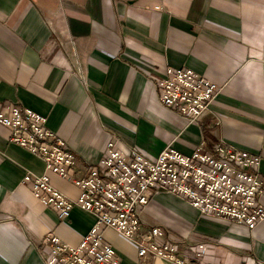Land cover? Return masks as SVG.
<instances>
[{"label":"crops","instance_id":"0c3cea01","mask_svg":"<svg viewBox=\"0 0 264 264\" xmlns=\"http://www.w3.org/2000/svg\"><path fill=\"white\" fill-rule=\"evenodd\" d=\"M167 67H188L218 86L198 120L158 101L155 80ZM0 101L47 117L76 154L75 177L101 159L114 134L117 148L148 158L223 142L258 154L264 182V0H0ZM26 172L47 174L69 198L79 194L0 125V264H44L48 231L76 245L95 222L79 207L58 219L20 183ZM258 200L264 206V190ZM141 224L164 227L189 257L205 243V264L264 263V221L248 229L158 190ZM100 231L119 264H174L138 257L133 241Z\"/></svg>","mask_w":264,"mask_h":264},{"label":"built area","instance_id":"2783aa9c","mask_svg":"<svg viewBox=\"0 0 264 264\" xmlns=\"http://www.w3.org/2000/svg\"><path fill=\"white\" fill-rule=\"evenodd\" d=\"M158 101L189 121L198 120L218 93L216 83L188 67H167L155 80ZM0 125L8 140L41 157L45 169L74 184L79 194L72 199L54 187L47 174L26 172L27 185L43 205L65 219L73 207L94 214L95 222L76 245L62 241L53 231L43 238L44 264H119L113 246L102 239L101 228L110 227L133 241L138 257L150 255L174 264H205L207 245L198 243L191 257L181 241L158 224L142 230L141 213L155 191L161 190L189 202L202 215L230 219L253 229L264 221L258 197L264 182L258 154L216 143L200 142L189 155L166 147L155 158L137 149L127 153L116 147L110 134L104 155L83 177L70 170L77 157L68 143L47 126V117L11 101H0ZM241 264H264L245 260Z\"/></svg>","mask_w":264,"mask_h":264}]
</instances>
